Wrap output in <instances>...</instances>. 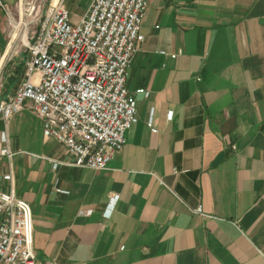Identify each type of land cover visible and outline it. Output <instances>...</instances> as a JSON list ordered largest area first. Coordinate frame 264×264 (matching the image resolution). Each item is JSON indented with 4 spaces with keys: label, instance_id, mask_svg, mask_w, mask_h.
<instances>
[{
    "label": "crops",
    "instance_id": "0c3cea01",
    "mask_svg": "<svg viewBox=\"0 0 264 264\" xmlns=\"http://www.w3.org/2000/svg\"><path fill=\"white\" fill-rule=\"evenodd\" d=\"M17 1L0 0V99L25 76L26 52L6 54ZM90 1L63 0L72 22ZM146 3L125 82L137 122L122 149L105 169L67 165L23 108L7 123L0 190L29 203L40 264H264V0Z\"/></svg>",
    "mask_w": 264,
    "mask_h": 264
},
{
    "label": "built area",
    "instance_id": "2783aa9c",
    "mask_svg": "<svg viewBox=\"0 0 264 264\" xmlns=\"http://www.w3.org/2000/svg\"><path fill=\"white\" fill-rule=\"evenodd\" d=\"M27 5L33 25L26 42H21L28 55L25 76L14 94L0 99L4 124L0 157L10 159L14 154L8 144L9 119L28 108L42 120L44 137L65 147L70 157L67 165L105 169L124 146L126 131L137 122L136 102L125 82L131 59L144 39L146 0H91L77 22L71 21L63 0H49L43 13L39 2L30 0ZM137 92L148 94L144 89ZM146 124L157 132L151 116ZM5 178L11 182V173ZM117 199V194L110 195L106 217ZM194 211L207 216L201 205ZM31 244L29 203L12 188L0 190V264H40Z\"/></svg>",
    "mask_w": 264,
    "mask_h": 264
},
{
    "label": "rangeland",
    "instance_id": "374dc122",
    "mask_svg": "<svg viewBox=\"0 0 264 264\" xmlns=\"http://www.w3.org/2000/svg\"><path fill=\"white\" fill-rule=\"evenodd\" d=\"M30 0H22V2L24 3V5L26 7H28L27 3L29 2ZM35 1L36 3H40V10L41 12L43 13L49 3V0H46L45 1V4L43 5L42 1L44 0H33ZM10 16H12L14 19H18V4H14L12 7H9L8 8V13H6V37H7V42L9 41V34L11 32V29H12V26L10 25ZM23 19V22L26 23V25H23L20 29V34H22L23 32L26 34L28 33V31L31 29L32 27V23H29V20H30V16L27 15V13L25 12V14L23 15L22 17ZM21 38L19 37L18 40L16 41V43L14 44L15 45V49L13 52L15 53H20V52H24V49L22 48L21 46ZM27 54V53H26ZM28 56V55H27ZM26 56V57H27ZM0 80H1V74H0Z\"/></svg>",
    "mask_w": 264,
    "mask_h": 264
},
{
    "label": "bare ground",
    "instance_id": "6f19581e",
    "mask_svg": "<svg viewBox=\"0 0 264 264\" xmlns=\"http://www.w3.org/2000/svg\"><path fill=\"white\" fill-rule=\"evenodd\" d=\"M30 10V8L26 7L24 3L21 1V3L18 5V19H14L12 16H10V25L12 26L11 32L9 34V41H8V47L6 50V54L12 53L15 49V43L20 37L21 42H26V34L23 32L20 34V29L23 25H26V23L23 22V15L25 12Z\"/></svg>",
    "mask_w": 264,
    "mask_h": 264
}]
</instances>
